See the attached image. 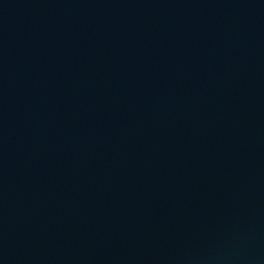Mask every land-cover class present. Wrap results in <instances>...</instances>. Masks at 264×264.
I'll list each match as a JSON object with an SVG mask.
<instances>
[{"label": "water", "instance_id": "obj_1", "mask_svg": "<svg viewBox=\"0 0 264 264\" xmlns=\"http://www.w3.org/2000/svg\"><path fill=\"white\" fill-rule=\"evenodd\" d=\"M0 264H264V0H0Z\"/></svg>", "mask_w": 264, "mask_h": 264}]
</instances>
